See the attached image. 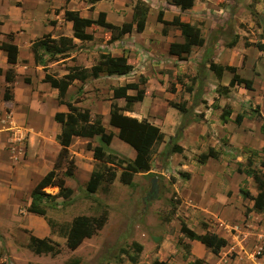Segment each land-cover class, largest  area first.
<instances>
[{"label": "crops", "instance_id": "obj_1", "mask_svg": "<svg viewBox=\"0 0 264 264\" xmlns=\"http://www.w3.org/2000/svg\"><path fill=\"white\" fill-rule=\"evenodd\" d=\"M136 1L101 0L91 5L87 0H68L67 3L65 0H12L10 10L15 12L16 16H11V19H15L16 23L13 27L10 26L6 29L3 27L6 22L0 15V41L11 42L18 48L16 64H9L6 52L0 49V119L6 112L10 113L15 128L19 129L18 131L24 136V145H16L15 150L11 151L8 146L13 132L6 130L7 128L0 123V264L22 262L23 260H18V258H20L21 252L30 251L27 245L31 235L38 239L48 238L51 240L53 233L47 218L30 213L27 208L33 188L52 169L60 151V145L56 138L61 131V125L55 121L54 116L56 113H67L68 109L65 104L58 102L60 99L58 90L44 82V71L35 64L30 50L33 40L45 35H50L54 39L71 38L72 47L66 52L68 58L48 63V72L53 74L56 79L67 74L70 67L91 68L96 63L99 54H107L111 57L126 56L127 63L132 66V72L128 75L108 76L102 72L97 78L89 77L84 81L74 80L67 88L63 102H70L81 110H88L92 119L95 115L100 116L105 133L112 135L107 149L130 160L135 157V151L128 144L119 140L117 129L109 125L110 103L115 102L119 107H123L125 104L122 98L113 99V88L129 83H138L141 76L145 77L146 82L139 86L144 91L143 100L136 103L132 111L124 112V115L137 120L146 119L160 129L164 119L163 115L170 108L174 109L168 105L169 102L185 103L188 112L191 109L192 104L188 101V97L183 98L179 103L175 100L172 101V98L177 96L180 90H184L188 95L195 93L193 88L192 92L188 91L186 88L192 86L186 85L181 80V77L187 78L185 74L191 75L189 80L194 82L197 80L198 71H204L202 80L206 78L208 82L213 81L215 85L209 83L208 85L211 87H208L212 88L211 90L216 89V94L220 86H228L232 74L223 72L220 79H217L209 68L211 64L235 67L237 74L238 70L249 67L251 77L260 78L264 82L261 72H256L253 69L254 62L263 57L264 52H260L252 46L247 48L243 46L245 32L241 31L240 27L245 22H253L249 15L250 12L248 13L250 6L258 16L264 19L262 10L264 9V0H194L191 9L184 12L169 0H140L149 6L144 29L137 32L135 24H133L131 33L113 42H109V31L99 26L85 29L86 34L93 36L91 41L75 39L72 37L71 23L66 22L63 17L65 9L76 11L79 16L90 19H96L98 14L103 12L108 23L121 26L123 23L132 21L133 5ZM159 11L162 12L163 21L167 23H171L177 17L182 23L196 25L200 29L203 45L193 46L190 53H183L179 57L171 55L169 53L170 44H182L184 38L178 27L174 26L167 28L165 34L162 33L164 24L157 20ZM36 13L39 15L36 16ZM40 26L42 30L39 32L37 29ZM228 28H233V34L238 37V42L233 48L225 46L228 42L225 34L229 33ZM25 34L27 37L23 39L24 43L20 46L18 39ZM8 35H11V39L8 38ZM239 46L240 50L235 51ZM225 52H230L233 58L239 57L236 65H234V61L226 64L217 60ZM250 52L254 59H250L248 54ZM249 61L250 63H248ZM8 69L14 71L15 77L10 84V99L4 100L3 94L7 85L4 76ZM225 73H229L230 78L228 82L223 83L222 79ZM170 77H174L176 85L174 83L169 85V81H172ZM248 80L253 82V79ZM202 83V81H198L196 84ZM201 92L202 90H199L198 94L200 95ZM127 94L135 96L136 91L128 90ZM49 95L50 97L46 101ZM262 95L264 96V94ZM218 96V94L215 96L213 102H208L204 109L199 104L194 105L193 119L188 122V127L194 128L193 134L196 136L194 139L198 143L202 142L205 147L202 153L213 148L219 153L218 158H209L205 163L200 164L197 157L202 153L188 155V149L177 143L183 149L182 154H170L166 151V154L164 153L169 156L170 161H181L178 164L179 175L180 173L189 175L188 178H183L180 175L182 178L176 180L172 185L177 202L174 204V209L170 211L172 215L171 228L175 237L172 247L177 248L174 250L179 252L178 256L184 264H193L195 261H200V264H219L223 259L227 264H230L229 262L239 264L238 258L229 259V254L235 253L237 256L242 251L247 253L245 248L253 244L259 249L262 247L260 240L264 237V208L255 207L260 191L251 176L237 171L240 165L241 169H246L248 157L254 154L251 169L259 174H264V169L261 166L255 168L254 160L256 158L259 164L264 162V134L260 131L261 123L244 117L242 123L236 125L234 117L237 113L229 104L232 112L228 121L223 123L220 120V114L227 103L225 100L218 99ZM148 97L151 108L136 114L137 106H140V103H145ZM202 100L207 99L203 97ZM159 109L161 113L158 112ZM176 111L179 116L173 126L174 129L179 125L180 115L183 116V113ZM260 113L264 115L261 108ZM257 130L260 133H255ZM185 134L186 131H183L180 137ZM169 137L172 136L164 134L163 141L159 144L160 146L158 145L157 153L152 155L148 173H128L110 164H104L103 177L97 192L101 186L114 187L116 180H118L119 186L128 187L135 183L139 177L151 176L155 172L153 160L156 154H163L166 146L168 147ZM97 140L100 141L99 136L93 138L72 137L71 139L69 152L72 156L74 154L73 158L76 164L77 152L81 151L82 146H85L88 156L93 161V164L88 165L85 175L80 176L83 180L79 182L85 180L87 183L90 172L98 163L93 159L92 151L87 148L88 144L91 147L102 145L101 141L100 145L97 144ZM74 142H78V144L73 146ZM47 144L53 145L55 151L52 163L43 168L41 163L42 158L45 159ZM17 148L22 152L18 154ZM228 148L232 151L229 152ZM261 157H263L262 160H260ZM161 163L166 167L169 166L168 163L162 161ZM187 164H199V169L194 172L187 168ZM160 174L164 176V174ZM121 177L127 183H124ZM64 181L65 186L68 187L66 177H64ZM185 181L188 187L186 186L181 191L182 183ZM245 186L247 187L245 188ZM68 188L72 190L71 187ZM56 189L58 192V188ZM240 189L247 191L253 199L243 198ZM52 196L55 197V195ZM263 202L261 201V205ZM181 221L198 235L210 232L224 238L227 245L220 250L218 255H214L200 242L184 238L183 243L189 247L186 252L182 246L178 245ZM191 221L192 223H190ZM4 224L10 226L5 234L2 232ZM202 224H205L206 228L202 227ZM168 245L165 238L153 244L150 262L166 261L167 252H170ZM144 251L145 247L142 246L136 264L141 263ZM30 253H32V257L36 255L32 251ZM131 254L133 253L131 252ZM144 254L146 253L144 252ZM41 255L48 256V254ZM28 260L26 259L22 263L31 264L27 263ZM261 260H264V255ZM166 262L171 264L169 261Z\"/></svg>", "mask_w": 264, "mask_h": 264}, {"label": "trees", "instance_id": "obj_2", "mask_svg": "<svg viewBox=\"0 0 264 264\" xmlns=\"http://www.w3.org/2000/svg\"><path fill=\"white\" fill-rule=\"evenodd\" d=\"M89 4L93 5L101 0H87ZM194 0H169L170 3L178 6L180 11L184 12L191 9ZM67 3L68 0H65ZM149 6L144 2L137 0L133 5L132 21L130 23H123L121 26H115L108 23L105 20V13L100 12L96 19L83 18L79 16L78 12L65 9L63 13L64 20L70 22L72 26V37L81 41H91L93 36L85 33V29L92 26H99L109 31V42L116 41L122 36L132 32L133 24H135V30L141 32L144 29L146 15L148 13ZM250 14L258 18L257 13L250 6L248 8ZM58 12L57 10L55 11ZM157 20L164 24L162 33L167 32L169 27H178L181 31V35L184 38L182 44H170L169 53L171 55L180 56L183 53H190L193 46L200 47L203 45V39L201 37L200 29L194 25L191 26L187 23H182L177 17L173 19L171 23H167L162 19V12L157 14ZM264 22V19H262ZM53 23V22H51ZM1 35V33H0ZM11 39V35H8ZM263 41V42H261ZM238 42V37L233 35L231 39L226 43L227 48H233ZM244 47H255L258 51L264 52V34L261 35L260 41L249 42L246 39L243 41ZM72 47V40L68 37H59L58 39L51 38L50 35H45L42 38L35 39L30 44V50L34 57V62L42 68L44 71V82L48 83L52 88H56L59 92V103L65 104L67 113H56L54 119L61 125V131L57 135V142L60 145V151L56 157L53 167L48 171L42 179L36 184L31 192V200L27 211L46 218V208L55 205L53 199L54 196L46 193L44 190L49 187L58 188V196L67 199L73 191L65 186L64 177L72 178L75 169L74 159L69 152V146L72 137L93 138L99 136L102 143L100 146L91 147L90 144L87 148L92 151L93 159L98 163L94 166L90 172L88 181L85 185V190L88 194H94L97 192L101 184L103 177L104 164H110L114 167L120 168L128 173L133 174H145L150 170V164L152 155L155 148L163 141L164 134L160 129L153 124L149 123L146 119L137 120L136 118L128 117L124 115V112L132 111L136 103L143 100L144 91L139 88L146 82V78L141 76L138 83H129L121 87L113 88V99L122 98L125 101L123 107H119L115 102L110 103L109 111V125L116 128L118 133L117 137L122 142L128 144L134 151L135 157L130 160L125 157H121L107 149V146L111 140V134L105 133L104 127L101 125L100 116L95 115L92 119L88 110H81L74 106L72 103L63 102V98L67 88L72 84L74 80L84 81L89 77L97 78L100 73L104 72L108 76H125L132 72V66L127 63L126 56L111 57L107 54H99L96 63L89 69L80 67H70L67 74L63 75L59 79H56L53 74L48 72V63L58 60H64L68 58L67 51ZM0 49L6 52L7 62L9 64L17 63L18 48L15 44L9 42L0 41ZM245 57L242 60L244 64ZM210 70L215 74L217 79H220L223 72H229L232 77L228 83V86H220L217 89L219 96H227L231 88L235 86H242L245 90L253 91L252 80L241 78L236 73L235 67L210 65ZM15 73L13 70L8 69L5 73L4 79L6 82L5 91L3 94L4 100L10 99V84L14 81ZM192 92V87L186 88ZM128 90H135V96H129ZM168 105L179 112L185 114L188 109L185 107V103H173L169 102ZM255 113V120L261 123L260 131L264 134V117L260 113V108L256 105L253 109ZM231 108L225 105L220 114V120L225 123L228 121L231 114ZM245 113H237L234 117V123L240 125L245 117ZM187 121V120H186ZM183 122L180 125V129L177 131L174 137L170 139V145L167 147V153L182 154L183 149L176 144L174 140H177L183 128L187 124ZM174 139V140H173ZM252 155V154H251ZM254 155V154H253ZM252 155V156H253ZM219 153L213 148H209L206 153H202L197 157V161L200 164L205 163L209 158H218ZM252 156L247 159V168L241 169V165L238 167V173H245L253 178L257 189L260 191V201H264V174H259L257 171L251 169L253 165ZM260 166L264 169V162L260 163ZM64 168L63 176L59 175V169ZM183 178H188L187 173H180ZM121 180L127 183L123 177ZM240 194L243 198L253 199L247 191L240 189ZM257 205H255L256 207ZM107 220V212L103 211L98 216H85L79 215L72 218L70 223L59 228L61 235L65 239V246L68 250H76L81 243L90 239L100 231L105 225ZM50 228H54L55 222L51 219H47ZM202 227L206 228L205 224ZM180 238L178 239V245L182 246L186 252L189 247L183 243V239L189 241H198L204 245L214 255H218L220 250L227 245V241L224 238L217 236L214 233L205 232L202 235L196 234L193 230L187 227V225L181 221L179 229ZM27 248L36 255L48 254L52 257L60 253L58 245L48 238L38 239L34 236H30ZM142 250V246L133 242L126 249H120V254L125 255L129 262L136 264L138 261V255ZM130 251L134 253L131 254ZM117 263H122L120 258H117ZM64 264H79L78 259H72ZM151 264H168L166 261H153ZM193 264H200V261H195Z\"/></svg>", "mask_w": 264, "mask_h": 264}, {"label": "rangeland", "instance_id": "obj_3", "mask_svg": "<svg viewBox=\"0 0 264 264\" xmlns=\"http://www.w3.org/2000/svg\"><path fill=\"white\" fill-rule=\"evenodd\" d=\"M11 1L12 0H0V15L3 16V19L6 22L3 26L5 29L10 26L13 27L16 23L15 19H11V16H16V13L10 10ZM262 10L264 11V9ZM38 15L39 13H36V16ZM249 15L251 14L249 13ZM251 17L253 22H245L244 25H240L241 31L245 32V36H243L244 39H247L250 42H258L260 41L261 35L264 34V22L260 16H258L257 19L252 15ZM11 20L12 23H10ZM37 30L40 32L42 30L41 26ZM228 30L229 33L226 32L225 34L227 36L226 40L229 41L234 35V29L228 28ZM26 37L27 35L25 34L18 39L20 46L24 43L23 39ZM238 50H240V46L237 47L235 51ZM237 54L238 52L236 55ZM248 54L250 59H254L252 52ZM217 60L226 64L228 62L234 61V65H236L235 63L238 62L239 57L233 58L230 52H225V54L218 57ZM263 60L264 56L256 59L253 67L256 72H261L262 80H264ZM248 63H250V61ZM248 68L249 67H244L238 70V74L243 78L253 79L255 90L251 92L244 90L241 86H235L229 90L227 96H218V99L225 100L227 105L229 104L232 106L233 111L236 113H245V117L247 119H251L252 121L255 120V113L253 109L257 104L264 113V96L262 95L264 94V82L261 81L260 78H252L250 69ZM204 74V71H198L196 74L197 80L194 82L189 80V78L192 77L191 75L185 74L187 78L181 77V80H183L186 85L192 86L195 93L188 95V93H186L184 90H180L178 95L172 98V101L175 100L179 103L182 102L183 98L188 97V101H190L192 104L191 109L189 112L183 114V116L180 115L179 125L176 127V129H174L173 126L176 120H178L177 118L179 115L176 110L170 108L169 111L163 115L164 119L162 121V125L160 126L161 132H163L166 136L174 137L177 131L180 129V125L187 120V124L182 130V132L186 131V134L183 137H179L177 140H173L177 144L186 147V149H188V155H199L204 151L205 148L202 142L198 143L194 139L196 137L193 134L195 132L194 128L192 126L188 127V122L193 119L192 115L194 105L199 104L202 109H204L207 107L208 102H213V100L216 98L215 96H217L215 93L216 89L211 90L212 88L209 89L211 86L208 85L209 83H213V85H215V83L213 81L208 82L206 78L202 80V75ZM170 78L172 81H169V85L171 83L176 85L174 77ZM229 78L230 74L225 73L222 82H228ZM198 81H202L203 83L196 84ZM199 90H202L200 95L198 94ZM245 92L246 94H244ZM49 97L50 95L46 98V101H48ZM203 97H205L207 100H202ZM140 104V106H137L135 111L136 114L151 108L149 97L145 103ZM158 112L161 113V110L159 109ZM105 124L106 126L108 125L107 122ZM255 133L258 134L260 132L257 130ZM170 139L171 137H169L168 145H170ZM96 143L100 145L99 140H97ZM75 144H78V142H74L73 146ZM159 146L155 148L154 153L158 150ZM47 148L48 149L45 150V159L42 158L41 164L43 168L48 167L52 163V158L55 151V147H53V145L51 146L50 144H47ZM165 151L167 153V146L163 154H156L153 160L155 172L151 176L147 175L142 178L139 177V179L135 180V183L128 187L119 186V182L116 180L114 187L105 188L101 186L98 192L94 194H88L85 190V180L82 182L79 181L83 180L80 176L82 174L85 175L88 165L93 164V161L88 156L85 146H82L81 151L77 152V164L73 158L75 164L73 177L67 178V186L72 188V195L69 198L64 199L57 195V189L54 187L46 188L44 190L50 195H55L53 199L55 205L46 208V218L55 222L54 228H52L53 233L51 240L58 245L60 253L54 257L49 255H35L32 257V253L27 250L26 252H21V256L18 258V260L22 259L24 261L29 259L27 263L31 264H64L65 262L72 259H78L79 264H119L117 263V258L121 257L120 259L123 261L120 264H130L126 256L120 254V249H126L133 242H137L145 247L144 252L146 253L144 254L143 252V257L141 258L140 264H150L152 245L165 238L169 244L168 248H170V252H167L166 261H169L171 264H184L181 262L180 257L178 256L179 252L174 250L177 248L172 247L175 237L171 228L172 215L170 212L172 209H174V204L177 202L176 193L172 185L175 184L176 180L182 178L179 175L180 170L178 168V164L181 161H170L168 159L169 156L164 155ZM228 151L231 152L232 150L228 148ZM116 154L119 155L118 153ZM72 157H74V154ZM262 159L263 157H261L260 160ZM254 160L255 168H259V161L256 158H254ZM161 161L163 163H168L169 166H164ZM187 168L195 172V170L199 169V164H187ZM63 171L64 168L59 169V175L63 176ZM160 173L164 174V176ZM186 186L187 183L185 181L182 183L181 191L185 189ZM246 187L247 186H245V188ZM256 205L258 209L264 208V202L263 205H261L259 196L256 199ZM103 211L107 212V220L103 228L90 239L84 240L76 250H68L65 246V239L61 235L59 228L70 223L72 218L75 216H98ZM6 223H8V221H6ZM190 223H192V221ZM4 225L5 226L2 228L3 234H5L7 232V228L10 227L9 225ZM245 250H247V253L242 251V253H238L237 256L235 253L231 255L229 254V259L231 258L235 260V258H238L237 262L239 261V264H264V260H261L264 252L255 247L254 244L252 246L249 245L245 248ZM131 252L134 253L133 251ZM45 256L46 258L44 259ZM31 260H33V262H31ZM22 262H17V264H23ZM229 263L231 264V262ZM219 264H227V262L223 259V261H220Z\"/></svg>", "mask_w": 264, "mask_h": 264}, {"label": "built area", "instance_id": "obj_4", "mask_svg": "<svg viewBox=\"0 0 264 264\" xmlns=\"http://www.w3.org/2000/svg\"><path fill=\"white\" fill-rule=\"evenodd\" d=\"M0 123L4 125L8 131H12V137L9 140L8 149L11 151L15 150V146L24 145V136L18 131L19 129L15 128L12 116L10 113L6 112L3 117L0 119ZM18 154L22 152L21 149L17 148ZM260 242L262 243V247L259 249L264 252V237L261 238Z\"/></svg>", "mask_w": 264, "mask_h": 264}]
</instances>
